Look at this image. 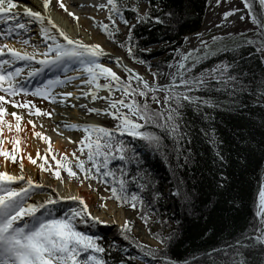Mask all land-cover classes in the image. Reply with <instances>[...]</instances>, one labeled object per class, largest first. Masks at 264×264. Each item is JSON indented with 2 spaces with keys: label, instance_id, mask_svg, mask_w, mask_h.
<instances>
[{
  "label": "snow or ice",
  "instance_id": "1",
  "mask_svg": "<svg viewBox=\"0 0 264 264\" xmlns=\"http://www.w3.org/2000/svg\"><path fill=\"white\" fill-rule=\"evenodd\" d=\"M143 2L148 4V10L140 12ZM222 0H216L217 6ZM245 8L248 9V15L251 21L256 25L257 31L255 39H245L243 43L233 42L229 48L224 43L225 37H212L211 45L200 40V47L192 48L186 53H182L180 60L175 64H168L169 69L175 68V72H169L167 82H160L161 73L153 72L152 76L157 78L153 83H149L134 69L123 64V58L106 52L100 43H85L81 39L70 37L62 30L51 18L45 16L41 11H34L32 7H23L19 0H0V136L3 135L5 128L9 133H13L12 154L5 148L4 140L0 139V156L5 160H11L15 163L17 157L14 153L19 151V134L24 131L21 126V120L24 118L13 110L8 112L6 105H11L13 109H27V124L33 126L35 137L44 141H50V137L45 136L40 131H35V123L32 116H51L50 112H42L32 101L25 99L19 102L15 99L23 95L27 97H39L49 100L53 104H61L69 98L80 100L81 97L90 98L91 101H104L103 107H88L85 104L73 107L86 108L88 114L97 116H110L116 121L114 128H107L97 124H72L66 125L73 129H82L84 135L79 140V153H71L73 160L68 159V155H63L57 159L56 155L51 156L55 161L54 176L59 181V186L51 190V194L42 197L40 200L34 199L39 195V191L45 188V185L35 183L31 175L25 176V164L23 157L20 159V174H9L7 171H0V264H109L106 256L108 250L100 243L101 237L88 234L78 230V224H86L89 228L95 227L97 223H106L99 217L92 215L89 210V204L85 198L78 194L60 195V189L64 187V179L61 176V169L66 171L69 178H77L81 184L88 181V187L91 189V181L108 184L111 182V196L122 206L128 204L133 210L139 205L141 218L148 223V216L145 213L147 205L160 198L158 192L150 193L152 199L146 200L142 195L151 187L149 180H143L139 186V192H130L128 185L137 179L133 176L131 181L127 178L126 167L139 162V153L136 148L130 147L122 137H132L133 140L143 141L152 151L160 152L166 155L167 146L164 144L163 137L156 132L148 129L155 127L166 133L174 141L172 151L179 160L181 149L179 142L184 137L181 131L182 119L181 110L186 106H195L197 110L201 107L215 108L216 101L211 97H202L195 95L197 92H223L227 91L233 97L235 106V97L239 92L245 90L242 73L239 64L235 61H221L210 69H205L199 75L193 76L192 69L210 54L229 51L238 53V50L245 46H255L256 54L264 60V15L257 16L254 12L250 0H243ZM59 8L79 20L75 13L69 11L65 0H55ZM53 0H42V7L47 11ZM259 5L264 9V0H259ZM83 8L85 5H78ZM93 7L96 11H105L109 23L96 21L109 39L116 43V36L120 33L118 21L122 23L127 30L126 39L119 42L118 47L127 52L129 58L140 64H148L146 60L141 59L137 53H150L151 49H142L139 41L134 37V29L138 24H142L149 19H154L155 23H164L161 17L151 16L153 8L152 0H135V3L129 6V0H101L87 5ZM131 11L135 13V23L129 21L124 13ZM236 10L224 13V20L235 14ZM174 14L169 11L165 14V19L171 20ZM245 17L240 16L243 20ZM95 20V17H92ZM39 25V36L41 40L37 43L33 39V25ZM222 25H216L221 27ZM202 35V34H198ZM232 33H228L231 37ZM242 37L243 33L240 34ZM59 37H62L61 42ZM188 38L185 37V40ZM14 40L22 46L32 47V51L17 49L8 41ZM219 47L213 48V46ZM44 51H38L39 48ZM202 53V54H201ZM110 60L117 67H122L127 73V80L122 79L112 67L106 66L101 60ZM22 62V66L21 65ZM149 69L151 65L148 64ZM26 72V75H25ZM74 73L70 75L69 73ZM51 78L45 79L48 74ZM41 78L39 86L29 88L30 79ZM105 83L101 84L100 81ZM79 81V84L74 82ZM73 87L79 90V94L72 91L56 93L58 88ZM258 89L264 90V80H261ZM87 88V91L83 89ZM100 90H106L107 95H99ZM163 93V99L157 95ZM119 94V95H117ZM260 98L264 99V91L259 92ZM137 97H142L141 103ZM160 106L159 110L151 109L148 100ZM34 109V112H33ZM127 111H124V110ZM14 117L15 123L5 119V115ZM14 130V132H13ZM214 135V134H213ZM69 142L76 143L71 141ZM215 142V141H213ZM86 150V153H85ZM48 149L44 156L37 151L36 158L31 154L27 155L31 164L37 165L41 171H51L52 165L48 161ZM217 156L222 160L219 152ZM85 157V158H81ZM187 162L188 157H185ZM113 161L121 162L116 167H112ZM47 165V166H46ZM179 166V165H178ZM74 168L78 171H74ZM78 172L83 176H78ZM178 182L177 190L173 193L176 196H182L185 201L191 204V198L187 192L180 190ZM223 187V185H221ZM104 199L103 197L101 198ZM77 202V207L68 206L57 207L61 201ZM29 201H32L29 203ZM255 217L256 222L252 225L247 234H242L241 238L225 248L213 249L206 255L223 254L225 264H250L245 257L244 250L249 254L256 248L264 252V184H261L257 196ZM101 207L107 209L106 204ZM91 220V224H89ZM132 222L125 220L120 225L121 234L125 239L129 238L132 231ZM172 236L161 237L159 234L154 236L158 241L159 247L152 248L146 245H138L141 249V258L151 257L153 261L160 260L162 264H179L167 258V246L172 240ZM136 257H129V260H135ZM193 259H196L195 257ZM120 264H125L121 260ZM183 264H191V261L185 260Z\"/></svg>",
  "mask_w": 264,
  "mask_h": 264
},
{
  "label": "trees",
  "instance_id": "2",
  "mask_svg": "<svg viewBox=\"0 0 264 264\" xmlns=\"http://www.w3.org/2000/svg\"><path fill=\"white\" fill-rule=\"evenodd\" d=\"M207 1L152 0L151 16L161 17L164 23H155L154 19H149L134 29V37L139 41L140 48L151 49L150 53H137L151 65V69L148 64L134 62L124 49H118L123 51L131 64L149 69L151 76L153 72L161 73L159 81H163L167 65L174 58V52L183 45L185 37L201 27ZM133 3L135 0H129V6ZM146 10L148 4L143 2L140 12ZM169 11L174 14L171 20L165 19V14ZM124 15L132 23L136 22L135 13L125 11ZM106 16L103 23H109ZM118 24L120 29L124 26L119 21ZM124 30L125 32L121 30L116 36V46L126 39L125 27ZM102 33L106 35L105 32ZM219 61H235L239 64V70L246 74L242 77L245 90L235 97L234 107V99L227 91L194 93L205 98L211 96L217 107H201L197 110L195 106H186L181 110L182 119L179 123L185 135L178 145L181 149L179 160L172 151L174 141L158 128L152 127L148 130L163 137L167 146V159L160 152L150 150L143 141L133 140L127 134L122 137L130 147L136 148L140 157L138 164L133 163L126 167L130 181L133 176H137L134 182L129 183L128 188L130 192H139L140 184L146 179L151 182V187L142 194L144 198L151 200L152 191L160 194V198L147 205L145 210L157 212L163 218L160 219L153 239L156 234L161 237L172 236L167 246V258L179 264H183L185 260L191 261V264H225L223 254H206L234 243L242 234L250 231L257 219V196L264 176V99L260 98L259 92L264 90L258 89L256 85L264 80V64L254 47L245 45L238 53L229 50L208 56L192 69L191 74L199 75L203 70L217 65ZM122 79L127 80L123 77ZM156 79L153 77V82ZM100 83L105 81L101 80ZM157 95L163 99V93ZM137 99L142 103L144 98ZM148 103L151 109H160L154 102L152 105L150 98ZM109 120L114 128L116 121L110 116ZM217 152L223 157L222 160ZM185 157H188L187 162ZM48 161L52 160L48 158ZM52 162L55 165V161ZM120 163L113 161L112 167ZM54 170L55 168L53 173ZM61 174L67 173L61 169ZM178 182H182L179 184L180 190L189 194L191 204L182 196L173 195ZM103 184L109 188L110 197L111 182ZM165 184L170 187V192L164 196ZM68 206L77 207L78 204L72 201L70 205L60 204L57 207H64L66 210ZM95 236L101 237L100 243L108 250L106 258L109 264H120L121 260L125 264H140L136 260H129V257H134V253L127 250L126 246L110 242L103 234ZM136 245L138 246L137 243ZM138 251L141 252L140 247ZM244 252L250 264H264V252L259 248L251 254L247 250ZM155 264H162V261L157 260Z\"/></svg>",
  "mask_w": 264,
  "mask_h": 264
},
{
  "label": "bare ground",
  "instance_id": "3",
  "mask_svg": "<svg viewBox=\"0 0 264 264\" xmlns=\"http://www.w3.org/2000/svg\"><path fill=\"white\" fill-rule=\"evenodd\" d=\"M257 2V5H259V0H255ZM96 2H101V0H96ZM19 3L21 4L20 11H23V7H32L34 11H41L43 15L45 16H51L52 20L62 29L64 30L70 37L81 39L85 43H100L102 47L105 49L106 52H109L112 54V58L114 59L116 56H121L123 58V64H126L129 68L134 69L136 72H138L141 76H143L146 80L149 81L148 77H146L143 73H141L138 69L133 67L129 61H127L124 56L120 53V51L117 49V47L113 46L109 42H107L106 38L100 34V30L94 29L92 25L89 24V21L91 17L94 15L95 9L93 7H89L87 5H90L93 3V0H65L66 6L68 7L69 11L76 14L77 17H79V20L73 21L71 16L68 15L67 12H63L58 5L53 4L50 5L49 9L47 11L43 10L42 7V0H19ZM78 5H85V7L81 8ZM261 8V6H260ZM73 17V16H72ZM33 39L39 43L41 40V37L39 36V25L35 24L33 25ZM58 39L63 42L62 37L58 36ZM8 43L12 44L17 49L27 50L31 52L33 49L30 46H22L19 43H16L14 40L8 41ZM114 44V43H113ZM38 51H44V49L41 47L38 49ZM107 63H111L114 68H122L117 67L114 63H112L110 60H104ZM263 64H264V60ZM22 66V62L21 65ZM123 69V68H122ZM70 75L74 73H69ZM26 75V72H25ZM50 77L51 74L49 73L46 77ZM41 78L36 79H30L28 81L29 88L37 87L39 84ZM166 81V80H165ZM76 84H79V81L74 82ZM151 83V81H149ZM84 91H87V88L83 89ZM67 91H72L74 94H79V90L73 87H66V88H58L55 90L56 93H63ZM99 95L105 96L107 95L106 90H100ZM119 95V94H117ZM51 112L53 115L52 119L50 120V124L54 126L53 129H50L49 123L44 122L43 116H32L31 119H33V122L35 123V131L42 132L43 135L50 137V145L52 147H55L60 152H64L65 146L72 147L73 144L69 142V138L71 141H77L79 138V130L73 129L71 127H66V125H72V124H96L98 122V118L95 115H89L87 113L86 108H80V107H73V104L80 105L85 104L88 107H103L105 104L98 102L91 101L90 98H84L81 97L80 100H75L73 98H69L67 101L61 103V104H53L49 101ZM8 109V112H11L13 110L17 111L18 114L22 115L24 118L21 120V126L24 128V131L19 134V140L20 143L18 145V148L20 149L21 153L19 156V162L15 166H10L8 161L5 160V158L2 156L0 157V167L1 171H7L9 174H20L19 169V163L21 157H23V162L25 164L24 169V175L28 176L31 175L32 179L37 176L39 173L43 185H45V189H47L50 193L53 188H57L59 186V181L57 179H51L48 177V175L44 172H39L37 169V165H33L28 161L27 155L31 154L33 158H36V153L39 151L41 154L43 153V150L46 148V141L41 140L40 138H37L33 134V126L31 124H27L26 121L28 119L27 113L21 109H13L11 105L6 106ZM5 119L9 120L13 124L15 123L14 117H11L9 115H5ZM14 132V130H13ZM5 139L4 146H9L12 144L13 139V133H9L7 131V128H5L3 135L1 136ZM39 161V160H38ZM264 184V182H263ZM69 194H78L85 198L86 203L89 204V210L92 213V215L97 216L100 218L101 221H105L106 223H97L95 227H92V229L95 231L97 229L99 230H105L107 233H109L108 240L110 242H121L123 239L125 240L124 236L120 232V225L123 224V222L127 219L132 221V214L126 210L118 208L113 203L107 204V209L101 208L100 210H94L93 209V200L89 194L85 191L84 188L79 186L78 184L72 183L70 180L66 179L64 180V187L60 189V195L67 196ZM47 196L46 194H39L34 199H41L42 197ZM63 203H67L69 201H62ZM258 202V201H257ZM89 224H91V220H89ZM85 229L90 232L91 228L88 227V225L83 224Z\"/></svg>",
  "mask_w": 264,
  "mask_h": 264
},
{
  "label": "rangeland",
  "instance_id": "4",
  "mask_svg": "<svg viewBox=\"0 0 264 264\" xmlns=\"http://www.w3.org/2000/svg\"><path fill=\"white\" fill-rule=\"evenodd\" d=\"M250 3H252V7L254 12L257 14V16H261L263 15V12L260 8V6L257 5V2L255 0H250ZM55 0H54V5H55ZM57 5V4H56ZM61 9V8H60ZM64 13L65 11L63 9H61ZM231 10H236L235 14L231 17L228 18L227 21L224 20V13L227 11H231ZM243 15L245 18L243 20L240 19V16ZM106 13L105 11H96L94 12V15L92 17H95V20L90 19L89 24L93 26L94 29H98L100 30V34L102 36H104L107 40V42H109L110 44H112L113 46L117 47L115 44H113V42H111V40H109L107 38V35H105L104 33H102L101 28L99 27V25L96 23V21L102 22L105 19ZM73 21H76L77 19H75L74 17H72ZM216 25H222L221 27H216ZM121 30L123 32H125L124 30V26H121ZM257 31L256 25H254L251 21L250 16L248 15V9L245 8L244 2L243 0H222L221 4L219 6H217L216 4V0H208L206 3V11H205V15L203 18V23L201 25V27L196 30L195 32H192L191 34H189L187 36V40H185L183 42V45L180 46V48L178 50H176L174 52V58L172 60V62L170 64H175L177 61L180 60L181 54L182 53H186L188 51H190L192 48H197L200 47V40L203 39L204 41H207L210 45L212 42V37L213 36H217V37H225L224 43L227 44L229 46V48H231L233 46V42H237V43H243V41L245 39H255V33ZM232 33L231 37L228 36V33ZM243 33L244 36L242 37L240 34ZM198 34H202V35H198ZM219 47V45H215L213 46V48ZM255 49V46H253ZM120 51V53L123 55V51L120 50V48L118 49ZM202 54V53H201ZM211 56V54L209 55ZM125 58V56H124ZM127 60V58H125ZM102 61V60H101ZM128 61V60H127ZM221 61L217 62L218 64ZM102 63H105L106 66L108 67H112L114 71L117 72L118 75H120L123 78H127V73L124 72V70L122 68H114V66L111 63H107L105 61H102ZM133 67H135L136 69H138L141 73H143L146 77H148L149 81H151V83H153V77L150 75V70L147 69L146 67L140 66V65H133L131 64ZM176 69L172 68V69H167L164 76L165 79L163 81H161L162 83L167 82V80L169 79L168 77V73L169 72H175ZM193 76H196L195 74H192ZM45 79L47 78H51V76L49 77H44ZM166 80V81H165ZM39 86V84H38ZM3 93H0V95H2ZM6 99H15L19 102H23L25 99L32 101V103H34L36 105V107H39L41 109L42 112L47 111L51 113V116H43V121L46 123H49L50 120L52 119L53 115L51 112V108H50V103L49 100H45L39 97H33L31 95H28L27 97H24L23 95L21 96H17L15 98H8L6 97ZM100 102L102 104H105L104 101H100L97 100L96 102ZM152 105L153 102H152ZM8 106V105H6ZM23 111H25L26 113L28 112L27 109H21ZM124 111H127L126 109ZM34 112V109H33ZM89 115H95L96 114H89ZM98 118V122H96L97 125L103 126V127H107V128H112L113 126L110 123L109 120V116H97ZM50 125V129H53L54 126ZM79 130V138L76 141L75 144L72 145V147H67L65 146V150L64 152H60L58 149H56L55 147H52L49 143V141L46 142V148L43 150V153L45 154L46 151L48 149H51L50 152H48V156L50 155H56L59 157H62L63 155L67 154L68 155V159L69 160H73V157L71 156V153H73L74 151L77 153V155H80L78 149L80 147L79 145V140L82 138L83 136V131L82 129H78ZM0 139H3L5 142V139L2 138L0 136ZM5 150H8L10 154H12V148L13 145H9V146H4ZM20 149L18 152L14 153L17 157V160L15 163H12L11 160H7L10 166H15L18 162H19V156H20ZM43 153L41 154V156H43ZM2 157V156H0ZM49 158V157H48ZM43 161L39 160L37 161L38 163H41ZM52 165V163H50ZM39 165V164H38ZM37 165V169L39 170V172L41 171L39 169ZM47 166V165H46ZM53 167V166H52ZM77 170V169H75ZM0 171H1V167H0ZM41 172H45V171H41ZM48 177H50L51 179H56L54 176V173L52 171H48L45 172ZM63 177L64 180L68 179L70 180L72 183L74 184H78L79 186H81L82 188L85 189V191L87 192V194H89L93 200V209L94 210H100L101 205L102 204H111L113 203L114 205H116L118 208H123L128 210L131 214H132V231L131 233H129V238L128 239H123L124 242L126 244H123V246H126L127 250L132 251V253H134V257H136V261L139 262L140 264H155V262L157 261H153L151 257H145L141 258V252L138 251V246L136 245V243L138 245H147L148 247H152V248H156L159 247L158 241H155L153 239V234L156 232V230L159 227L160 224V219L163 220V218L160 217V215L155 212H149V211H145V213L148 216V223L146 224L144 222V220L141 218V210L139 209V207L137 206V208L135 210H133L128 204L122 205V206H118L116 201L112 198H109V193L108 190L109 188L106 187L103 183H98L96 181H91V189L88 187L89 182L85 181L83 184H81L79 182V180L77 178H69L67 176V174H63L61 175ZM78 176L82 177V175L78 172ZM35 183H39V184H43L41 177L39 175V173L37 174L36 177L33 178ZM262 181L264 182V176ZM263 184V183H262ZM170 187L165 184V191H164V196L166 195V193L168 194L170 192ZM46 190L45 188L43 189V191ZM39 194H46L49 195L51 194L49 191L48 192H41L39 191ZM175 191H173L172 193H174ZM104 198L103 200L101 198ZM32 201H29V203H31ZM71 204V203H70ZM69 204V205H70ZM121 232V229H120ZM134 250V251H133Z\"/></svg>",
  "mask_w": 264,
  "mask_h": 264
},
{
  "label": "water",
  "instance_id": "5",
  "mask_svg": "<svg viewBox=\"0 0 264 264\" xmlns=\"http://www.w3.org/2000/svg\"><path fill=\"white\" fill-rule=\"evenodd\" d=\"M261 10H262L263 15H264V9L261 8ZM79 228H80L81 230H86L85 227L82 226V225H79V226H78V229H79ZM87 233H89V234H90V233L94 234V231H91V230H90V232L87 231ZM96 233H99V234L102 233V234H105V235H106V234H107V235L109 234V233H107L105 230H102V229H101V230L98 229ZM117 243H118V244H122V245H123V244H126V243L124 242V240H122L121 242H117ZM133 251H134V250H133Z\"/></svg>",
  "mask_w": 264,
  "mask_h": 264
}]
</instances>
